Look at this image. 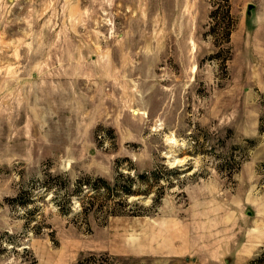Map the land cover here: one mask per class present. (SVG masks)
I'll list each match as a JSON object with an SVG mask.
<instances>
[{"label":"rangeland","instance_id":"1","mask_svg":"<svg viewBox=\"0 0 264 264\" xmlns=\"http://www.w3.org/2000/svg\"><path fill=\"white\" fill-rule=\"evenodd\" d=\"M0 264H264V0H0Z\"/></svg>","mask_w":264,"mask_h":264},{"label":"water","instance_id":"2","mask_svg":"<svg viewBox=\"0 0 264 264\" xmlns=\"http://www.w3.org/2000/svg\"><path fill=\"white\" fill-rule=\"evenodd\" d=\"M251 7H252V5H251V4H249V5H248V8L250 9Z\"/></svg>","mask_w":264,"mask_h":264},{"label":"bare ground","instance_id":"3","mask_svg":"<svg viewBox=\"0 0 264 264\" xmlns=\"http://www.w3.org/2000/svg\"><path fill=\"white\" fill-rule=\"evenodd\" d=\"M137 111H134L133 113H136ZM169 138H170V136H169ZM171 138H173V137H171ZM170 140V139H169ZM176 142V141H175Z\"/></svg>","mask_w":264,"mask_h":264}]
</instances>
